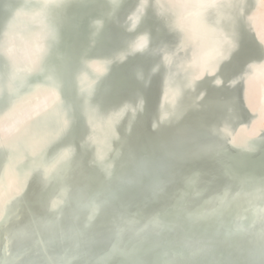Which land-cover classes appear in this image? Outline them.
<instances>
[{
	"label": "bare ground",
	"instance_id": "6f19581e",
	"mask_svg": "<svg viewBox=\"0 0 264 264\" xmlns=\"http://www.w3.org/2000/svg\"><path fill=\"white\" fill-rule=\"evenodd\" d=\"M1 1L0 264H147L143 234L183 264H264V141L171 125L245 146L249 80L264 127V0ZM189 196L214 208L199 244L167 226Z\"/></svg>",
	"mask_w": 264,
	"mask_h": 264
},
{
	"label": "water",
	"instance_id": "95a60500",
	"mask_svg": "<svg viewBox=\"0 0 264 264\" xmlns=\"http://www.w3.org/2000/svg\"><path fill=\"white\" fill-rule=\"evenodd\" d=\"M219 1H221V0H205L204 3H205V5H211V4H215V3L217 4V2H219ZM227 1H230V0H227ZM253 1L255 3V2H257V1L259 2L261 0H253ZM0 2H2V1L0 0ZM2 3H4V2H2ZM239 5H233L232 2L229 3V6H231L232 9L236 8L237 6L239 7ZM225 19L228 21H231L232 15L228 13L227 15H225ZM248 28H249V32L251 33V39L255 43V45L258 46V48L260 49V52L263 55L262 61H264V37L262 36L261 32L259 31L256 21H254L251 24V26ZM210 76L214 77V74H212L209 71L208 67H206L205 65L204 66L202 65V67L200 68V72H199V78L204 79V78H208ZM218 80L223 81L224 79L222 80V77H219ZM249 98H250V96H249V80H247V81L244 80L241 83V99H242L241 101H242V106L248 115L249 121L248 122L246 121L245 123L238 124L239 126L234 131L237 132L241 126L244 127V125H247L243 129V132L245 130L246 136H247V138H246L247 144L245 146L238 145V143L235 142L236 140H234V138H233V140H231L228 137L229 134L225 133L224 130L213 131L212 130L213 128H209L208 126H205L204 128L198 127L199 128L198 129L196 127L197 126L196 124H194L193 122H190V121H186V119H184V118L178 120L177 123H176V121L171 123V125H178V124L183 122L186 125H191V127L194 126V128H191L190 132L193 133V140H195L197 143H203L204 144L205 140L212 139L216 136H219L222 139L228 141V146L231 147L232 150H234V151H238V150L241 151L242 150L243 152H246L247 154H249V156L257 155L258 149H256L255 144L258 143L259 141H264V127L260 128L256 133H253V131H254L253 128L257 124L258 119L260 118V113L258 111H255L252 109ZM144 112H145V110H139L136 113L137 118L139 116H143ZM158 122L162 125L161 116L157 117V123ZM217 132H219V134H217ZM244 134L245 133H243V135ZM226 168L228 171V167H226ZM224 174H225V176H223L222 178L224 181L227 182L228 178L230 176L227 173H224ZM6 190H7V188H6ZM187 190H189V189H187ZM24 192L25 191H21L18 194V197L23 195ZM218 192L219 191H216L214 193L217 194ZM189 195H191V194H189ZM207 198H209V196ZM193 199H194L193 197L189 196V197L185 198L184 201L181 202V205L179 206V208H181V211L183 212V214L186 213L185 216L182 217L177 223H176V221H172L167 226L170 228V230H172L174 228V226H180V229L182 231H184V233H186L188 241L194 242L195 244H199L201 242V239H200L201 235L199 233L197 234V231H196L197 218L199 216L201 218H205L206 221L210 220L212 222V220H211L212 218H210L211 215L209 213L212 212L214 208L209 210V208L211 207L210 203L198 208L197 206H194L195 203H194ZM205 199H206V197H205ZM208 201H210V199ZM6 208H7V206H6ZM6 214L7 213H5V217L0 219V220H2L1 224L5 222L4 220H6V216L8 215V214L7 215ZM205 215H207V216L204 217ZM157 220H158V218H155V223ZM217 220H218L217 224H219V227H224L223 224L219 223V220L222 221L223 219L217 218ZM194 227H195V229H194ZM166 231H167V233L169 232V230H167V229H166ZM229 231H231V230L229 229ZM229 231H227V232H229ZM225 234L226 233H224V237H225ZM244 234H246V233H244ZM144 235L145 234H143L141 237H139V239H136L137 244L142 243L145 246L149 245V246H153V248H154L153 250H150L148 252L149 254H147L145 256H141L145 259V261H147V264H174L177 261V260H175V262H174V259H176L175 257H178L180 259V263H178V264H183L181 261H182L184 256H182L181 254H178V253L177 254L173 253L171 251L172 248L170 250H167L166 248H162L161 246H159V245H161V243L157 242L155 244L153 241H150L148 237H144ZM228 235L230 237L233 236L232 232H229L226 235L227 239L229 237ZM230 237H229V241H231ZM170 240L173 241V239H167V241H170ZM175 243H176V240H175ZM182 243H183L182 241L177 242V244H182ZM174 249H176V248L174 247ZM177 249H179V248H177ZM164 250H165V253H164ZM151 251L155 252L156 254H152V253L150 254ZM175 254H176V256H175ZM184 264H188V263L184 262Z\"/></svg>",
	"mask_w": 264,
	"mask_h": 264
},
{
	"label": "clouds",
	"instance_id": "9594fccd",
	"mask_svg": "<svg viewBox=\"0 0 264 264\" xmlns=\"http://www.w3.org/2000/svg\"><path fill=\"white\" fill-rule=\"evenodd\" d=\"M12 26L15 27V22L12 23ZM21 39L24 40V37L21 36ZM45 51V45L42 41V38H39L38 41L36 42L35 44V59H33V63H32V68L30 70H34L35 67L38 66V63H39V57H40V54H42L43 52ZM24 55L26 57H29L30 56V53L28 52H24Z\"/></svg>",
	"mask_w": 264,
	"mask_h": 264
}]
</instances>
